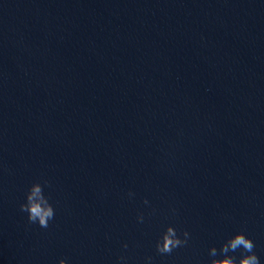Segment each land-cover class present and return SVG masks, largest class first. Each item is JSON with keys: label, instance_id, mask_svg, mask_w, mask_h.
I'll return each instance as SVG.
<instances>
[{"label": "water", "instance_id": "obj_1", "mask_svg": "<svg viewBox=\"0 0 264 264\" xmlns=\"http://www.w3.org/2000/svg\"><path fill=\"white\" fill-rule=\"evenodd\" d=\"M240 232L264 264V0H0V264H210Z\"/></svg>", "mask_w": 264, "mask_h": 264}, {"label": "clouds", "instance_id": "obj_2", "mask_svg": "<svg viewBox=\"0 0 264 264\" xmlns=\"http://www.w3.org/2000/svg\"><path fill=\"white\" fill-rule=\"evenodd\" d=\"M48 181L42 183H33L28 189L25 197V202L20 205V211L27 215L29 224H37L40 228L47 229L49 222L55 218V210L49 202V197L45 196L44 188L50 187ZM130 197L134 195L129 192ZM143 203L147 205L148 200ZM175 209L172 210L175 214ZM155 210H153V214ZM138 223L144 222L143 214L137 216ZM191 239L188 231L178 232L174 227L168 226L160 235L155 243L156 254L170 256L177 249H183L188 246ZM124 249L128 248L127 244L123 245ZM254 242L247 238L243 232L237 233L227 239L219 249L212 247L208 251L210 264H260V258L255 254ZM239 252V256L230 255V253ZM222 257V258H217ZM147 264H153V257H146ZM59 264H66L64 259L59 261ZM117 264H127V257L120 256Z\"/></svg>", "mask_w": 264, "mask_h": 264}]
</instances>
